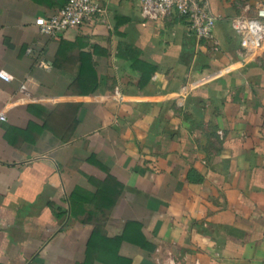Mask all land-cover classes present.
<instances>
[{
    "label": "crops",
    "instance_id": "1",
    "mask_svg": "<svg viewBox=\"0 0 264 264\" xmlns=\"http://www.w3.org/2000/svg\"><path fill=\"white\" fill-rule=\"evenodd\" d=\"M97 1L0 0V264H264V35Z\"/></svg>",
    "mask_w": 264,
    "mask_h": 264
},
{
    "label": "built area",
    "instance_id": "2",
    "mask_svg": "<svg viewBox=\"0 0 264 264\" xmlns=\"http://www.w3.org/2000/svg\"><path fill=\"white\" fill-rule=\"evenodd\" d=\"M141 8V14L145 18L156 19L161 16L176 12L189 21L191 29L197 38L213 43L215 49L218 42L215 39L214 29L217 21L229 19L234 30L241 33H249L252 37L258 38L264 35V5L256 6L255 12L250 15L237 14L231 17L223 16L213 11L210 0H136ZM106 12L103 3L97 0H66L65 4L55 13L38 20L40 32L50 38H59L65 30L82 25L96 16H102ZM40 64L50 69L51 65ZM0 78L9 82L12 76L0 71ZM116 93L120 95L119 88ZM6 116L0 113V120Z\"/></svg>",
    "mask_w": 264,
    "mask_h": 264
},
{
    "label": "trees",
    "instance_id": "3",
    "mask_svg": "<svg viewBox=\"0 0 264 264\" xmlns=\"http://www.w3.org/2000/svg\"><path fill=\"white\" fill-rule=\"evenodd\" d=\"M154 69H152L151 70V72L153 71ZM151 72H150V74H151ZM84 81V80H83ZM95 84H96V82L90 87V90H93L94 88H95Z\"/></svg>",
    "mask_w": 264,
    "mask_h": 264
}]
</instances>
